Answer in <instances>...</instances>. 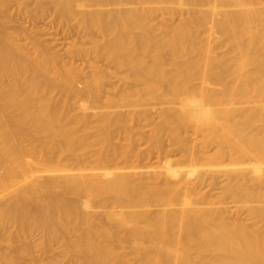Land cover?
<instances>
[{"label": "bare ground", "instance_id": "6f19581e", "mask_svg": "<svg viewBox=\"0 0 264 264\" xmlns=\"http://www.w3.org/2000/svg\"><path fill=\"white\" fill-rule=\"evenodd\" d=\"M33 1L102 39L28 52L0 12V263L36 232L49 264H264V0Z\"/></svg>", "mask_w": 264, "mask_h": 264}, {"label": "rangeland", "instance_id": "374dc122", "mask_svg": "<svg viewBox=\"0 0 264 264\" xmlns=\"http://www.w3.org/2000/svg\"><path fill=\"white\" fill-rule=\"evenodd\" d=\"M126 5L125 3H120V5ZM134 4V3H133ZM120 5H119V8H120ZM121 5V6H122ZM128 5H130L129 6V8H132L131 6H132V4H127L126 5V7L125 8H128ZM135 8L134 9H136L137 7L136 6H139L138 4H135V5H133ZM145 6L146 5H144V6H139L140 8H138V9H140L141 10V8H145ZM111 7V6H110ZM117 8V6H112V8H109V9H111V10H114L113 8ZM122 7H124V6H122ZM91 8V7H90ZM98 9H102V11H109V9L107 10V7L105 6V7H97ZM118 8V9H119ZM124 8V9H125ZM143 8V9H144ZM148 8V7H147ZM168 9H170V7H167ZM166 8V9H167ZM172 9H173V7H171ZM177 7L176 6H174V10L176 9ZM51 8H49L48 7V10L46 11V13H43L44 14V16L41 14H39L38 13V11L36 10V7H35V2L33 1V0H0V12H4V14H5V19H3L2 21H3V24L5 25V31H6V34L8 35H6V37L7 38H9L10 36H11V38L13 37V39H14V42H15V45H21L20 47H22L23 49H26V48H30L29 50H28V52L30 51H32L33 52V49L31 48V47H29V46H32L31 44H29L28 42L29 41H31L30 39L31 38H33L34 36H36L37 38H39V40L41 39L42 41L41 42H43L45 45H47L48 46V48H50L52 51H54L55 53L57 52V55H60L62 58H63V60L65 61L66 60V57H68V56H66V54H67V52H69V51H72V50H78V49H80V50H89L90 48H91V45H89V44H91L92 42H97L101 37L99 36V35H97L96 36V34H94L96 37H98V39H95L96 37L95 36H91L92 38H93V40H89V39H92L91 37H83V35H82V32H81V28H79L80 26H79V18H77V16H78V12H75V14H74V16L72 15V18L70 17V18H68V19H63V21H62V19H59L58 17V15L56 14V13H54V10L52 9V10H50ZM75 7L73 8V10L75 11ZM93 9H94V7H93ZM97 9V10H98ZM121 9H123V8H121ZM167 9V10H168ZM85 10L87 11V10H91V9H86L85 8ZM95 10V9H94ZM49 11V12H48ZM53 11V12H52ZM47 12H48V14H47ZM165 13V14H164ZM164 13L162 12V13H160V15H157V17L154 19V21H153V23H158L159 21L161 22L162 20H164V21H168V22H177V20L176 19H178L179 18V16L178 15H173V14H169L168 13V15H167V13H166V11H164ZM162 14H164V15H162ZM47 15V16H46ZM54 15H56V16H54ZM172 15V16H171ZM39 16V17H38ZM42 16H43V18H42ZM161 17V19H159L160 17ZM175 16V17H174ZM176 16H178V18H176ZM57 18V19H56ZM44 20V21H43ZM56 20V21H55ZM59 20H60V22H59ZM176 20V21H175ZM33 24V25H32ZM159 24V23H158ZM50 26V27H49ZM78 26V27H77ZM52 27V28H51ZM36 28V29H35ZM48 28H49V30H48ZM39 30V31H38ZM55 31V32H53V31ZM67 30V31H66ZM24 31V32H23ZM28 31V32H27ZM37 33H36V32ZM21 32H23L24 33V35H23V33H21ZM40 32V34H38ZM42 32V33H41ZM21 33V34H20ZM29 33H30V35H29ZM55 33V34H54ZM68 33H70L69 35H68ZM81 33V34H80ZM92 34H93V32H91ZM20 34V35H19ZM28 35L27 36V38L25 37L26 35ZM34 34V35H33ZM36 34H38V35H36ZM46 34V35H45ZM91 34V35H92ZM45 35V36H44ZM67 35V36H66ZM19 36V37H18ZM30 36H31V38H30ZM66 38H67V40H66ZM17 39V40H16ZM29 39V40H28ZM102 39V38H101ZM100 39V40H101ZM81 40V41H80ZM14 42H13V44H14ZM101 42V41H100ZM74 43V44H73ZM85 43V44H84ZM98 43H99V41H98ZM27 45H29V46H27ZM90 47H89V46ZM27 46V47H26ZM51 46V47H50ZM75 46H77V48L78 49H76L75 48ZM50 50V51H51ZM65 51H67V52H65ZM49 53V52H48ZM51 53V52H50ZM65 58V59H64ZM78 60L76 61V58L74 59V61L73 60H70V58L68 59L67 58V60L68 61H66V62H68L69 64L71 63V61H72V66L73 67H75V68H77V69H80V70H82L81 71V77L82 78H79V80L77 81V83H76V88H78L79 90H83V87H84V84H83V82L85 83L86 81H84L85 79L87 80V81H89L90 79H91V75H90V69H89V67H88V64H86V62L84 63L83 61L81 62V59L80 58H77ZM70 60V61H69ZM104 60H102L100 63H101V68L103 69V71H104V73L107 75V77H108V75L112 72V71H114V69L112 70V67H111V65H110V63L108 64L106 61H104ZM90 62H92V60L90 61ZM99 63V62H98ZM99 63V64H100ZM106 65H105V64ZM104 64V65H103ZM85 65V66H84ZM82 66H83V68H82ZM109 68H110V70H111V72H110V70H109ZM89 69V70H88ZM107 71V72H106ZM110 73H109V72ZM116 73V71L113 73V74H115ZM112 74V73H111ZM112 74V75H113ZM112 75H109V78H110V76H112ZM116 75H120V74H116ZM122 77V76H121ZM114 78V79H113ZM113 78L111 77L110 78V80H107L106 79V87H108L107 88V90H106V92H109L108 94H110V92H111V94L110 95H112L111 96V98H116V95H118V91H119V89H121L122 87L120 86V85H122V84H120L119 85V87L120 88H118V90H117V86H118V84H119V82L121 83V80H119V79H121L120 77H117V82H115L116 81V77L115 76H113ZM84 79V80H83ZM112 79H113V82H114V84L115 85H113V82H112ZM82 80V81H81ZM125 82V83H124ZM123 83V88L125 89V87H126V85H128V83L129 82H127V81H124ZM127 82V83H126ZM112 83V84H111ZM112 85L113 86H115L114 88H115V90H114V88H113V90H112ZM85 88V87H84ZM110 90V91H109ZM123 90V89H122ZM106 95H107V93H106ZM56 98H57V96L56 95H54ZM109 96V95H108ZM119 106V105H118ZM144 107H147V108H144L143 110H147V109H149L148 108V106H144ZM152 108H154V109H152V108H150V110L149 111H153V112H151V114H156L157 112V107H153V106H151ZM118 108V107H117ZM117 108H115L116 110H117ZM143 107H141V108H139V109H142ZM157 108V109H156ZM115 109L113 110V111H115ZM121 109H122V111H124L125 110V107H121ZM124 109V110H123ZM152 109V110H151ZM155 109H156V111H155ZM118 110L120 111V109L118 108ZM117 110V111H118ZM127 110V109H126ZM126 110H125V112H124V114H128L129 113V110L126 112ZM77 111L78 110H75V113H77ZM101 111H103V110H94V112H101ZM148 111V110H147ZM92 112V111H91ZM90 112V113H91ZM151 117L153 118V119H155L156 118V115H151ZM156 120V119H155ZM143 123V124H142ZM140 122V126L141 127H139L140 128V130L143 132V130L145 129V131H144V134H147V132H148V130H149V126L148 125H146L147 124V122H146V124H145V127L142 129V126L144 125V123H145V121H143V122ZM129 123H127V125H128ZM146 126H148V127H146ZM128 127V126H127ZM129 127H131L130 125H129ZM139 128L138 129H134L135 131H140L139 130ZM147 128V129H146ZM134 131V132H135ZM118 136V137H117ZM116 139H114L115 141H112L113 142V144L114 143H119L120 144V142L121 143H123L122 141V136L121 135H116ZM122 140V141H120V142H118L119 140ZM137 143H135V146L136 145H138V148L139 149H143L144 148V145H141L142 144V142L140 143L139 141H136ZM139 142V143H138ZM143 146V147H142ZM137 147V146H136ZM89 152H91V151H89ZM152 156H153V154H152ZM151 156V157H152ZM155 156V157H154ZM154 156L149 160L150 162H152L153 161V164L156 162V155L154 154ZM154 158V159H153ZM153 159V160H152ZM147 161V160H146ZM54 192L55 193H60L59 192V190L57 189H55L54 190ZM0 199L1 200H3V199H5L4 197H0ZM11 231H13L12 229H11ZM36 233V232H35ZM35 233H31L30 234V237L28 236V238H26V241H28V244H27V242L26 241H20V243L18 244L19 246L21 245V246H24V244H25V248L26 249H28L29 251L28 252H26V254H25V256H23V257H20L19 258V261H20V263H18V262H16V261H14V260H12V263H7V264H49V262L50 261H52L51 259H49L48 257L49 256H46V255H42L40 252V250L42 249V247H41V245L43 246L44 245V242L41 240V237L40 236H36L37 235V233H36V235H35ZM38 235H40V234H38ZM1 236V235H0ZM5 237L6 236H4L3 235V237H0V255H2V254H7V253H9V252H11V248H10V245H9V243L7 242L8 240L7 239H5ZM2 238V239H1ZM3 239H5V240H3ZM28 239H30V240H28ZM40 239V240H39ZM22 240H24V239H22ZM40 241H42V243H41V245H40ZM10 242V241H9ZM21 242H23V243H21ZM26 242V243H25ZM10 244H12V243H10ZM16 244V246H17V243H14V245ZM35 246H34V245ZM53 244V245H52ZM13 245V244H12ZM50 245H52V247L50 246ZM49 245V247H51V250H53L52 252H53V254H51V256H53L56 260H60L61 262L63 261V260H66V259H68V255L66 256V259L65 258H63V257H61L62 255H63V253L65 252V251H63V247L61 246V244H58V243H51ZM34 246V247H33ZM46 246V245H45ZM48 246V245H47ZM59 249H58V248ZM125 247V246H124ZM55 249V250H54ZM6 250V251H5ZM58 250V254L56 253V251ZM9 251V252H8ZM32 251V252H31ZM35 251V252H34ZM39 251V252H38ZM74 251V252H73ZM72 252H71V254H74V255H76V253H75V250H73ZM120 251V250H119ZM118 251V253H120V255H124V253L123 254H121L122 252H124V249L123 250H121L122 252H119ZM125 251H126V253H128V251L125 249ZM55 253V254H54ZM43 256V257H41V256ZM48 255V254H47ZM55 255V256H54ZM58 255V256H57ZM126 255V254H125ZM128 255V254H127ZM45 256V257H44ZM69 256H71V255H69ZM40 258V259H39ZM43 258V259H42ZM45 258V259H44ZM47 258V259H46ZM26 259V260H25ZM49 259V260H48ZM30 261H32V262H30ZM45 261V262H44ZM14 262H16V263H14ZM25 262V263H24ZM1 264V263H0ZM5 264V263H4Z\"/></svg>", "mask_w": 264, "mask_h": 264}]
</instances>
